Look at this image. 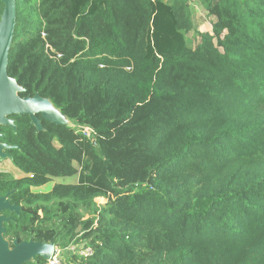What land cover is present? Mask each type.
<instances>
[{"label": "trees", "instance_id": "trees-1", "mask_svg": "<svg viewBox=\"0 0 264 264\" xmlns=\"http://www.w3.org/2000/svg\"><path fill=\"white\" fill-rule=\"evenodd\" d=\"M14 1L8 76L71 125L0 127L22 175L0 171L3 239L82 241L79 264H264V0Z\"/></svg>", "mask_w": 264, "mask_h": 264}, {"label": "water", "instance_id": "water-1", "mask_svg": "<svg viewBox=\"0 0 264 264\" xmlns=\"http://www.w3.org/2000/svg\"><path fill=\"white\" fill-rule=\"evenodd\" d=\"M3 12L0 17V127L15 130L12 116H28L32 125L40 130L39 116L51 124L60 123V112L52 104L38 95L33 97H20L22 89L8 76V57L11 49L15 25L16 5L14 0H1ZM0 135V139H2ZM12 147L0 142V158H7L6 151ZM4 211L17 212L16 206L10 205L6 197L0 198V264H26L36 258L48 259L53 245L36 243L33 241L12 243L9 247L3 239L4 224L8 219L2 214Z\"/></svg>", "mask_w": 264, "mask_h": 264}, {"label": "rangeland", "instance_id": "rangeland-1", "mask_svg": "<svg viewBox=\"0 0 264 264\" xmlns=\"http://www.w3.org/2000/svg\"><path fill=\"white\" fill-rule=\"evenodd\" d=\"M191 19L194 27V32L200 34H211V19L207 16L206 12L203 8L198 5L195 1H192L190 6ZM185 39L189 46L195 47L199 42V37L195 36L193 32H189L185 35ZM61 115V114H60ZM60 123L70 126L71 123L67 121L62 115L60 117ZM0 171L1 172H11L13 171L10 162L6 159L2 160L0 158ZM101 203V201H99ZM89 216V215H87ZM64 258H67L65 254H63Z\"/></svg>", "mask_w": 264, "mask_h": 264}, {"label": "built area", "instance_id": "built-area-1", "mask_svg": "<svg viewBox=\"0 0 264 264\" xmlns=\"http://www.w3.org/2000/svg\"><path fill=\"white\" fill-rule=\"evenodd\" d=\"M85 131L89 132L88 129ZM92 253V249L82 241L72 243L64 249H59L53 245L52 252L45 261L47 264H79L82 259L90 257ZM63 254H65L67 258H64Z\"/></svg>", "mask_w": 264, "mask_h": 264}, {"label": "flooded vegetation", "instance_id": "flooded-vegetation-1", "mask_svg": "<svg viewBox=\"0 0 264 264\" xmlns=\"http://www.w3.org/2000/svg\"><path fill=\"white\" fill-rule=\"evenodd\" d=\"M40 116H39V120H40ZM12 119V118H11ZM42 119V118H41ZM13 120V119H12ZM13 123H14V121H13ZM7 152L8 151H6V154H7ZM6 160H8L9 162H10V158H9V156L7 155V158H5ZM2 160H4V159H2ZM10 165H11V163H10ZM12 169H13V171H11V172H5V173H8V174H10L12 177H14V178H20V177H22V175L20 174V173H18V172H16V170L12 167ZM6 197V199L9 201V203H10V200H9V198L7 197V196H5ZM0 198H2V197H0ZM10 205H11V203H10ZM13 206H15V205H13ZM18 210H19V208H18ZM18 212V211H17ZM17 212H10V211H4L2 214L8 219V221H7V223H5L4 224V227H5V225L6 224H8L10 221H11V217H9V215L8 214H12V213H17ZM8 244H9V247L10 248H12V243H9L8 242Z\"/></svg>", "mask_w": 264, "mask_h": 264}]
</instances>
